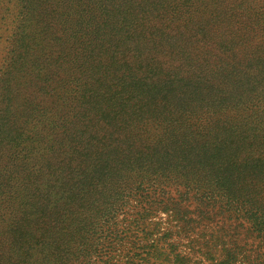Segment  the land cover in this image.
Returning <instances> with one entry per match:
<instances>
[{
	"label": "trees",
	"instance_id": "trees-1",
	"mask_svg": "<svg viewBox=\"0 0 264 264\" xmlns=\"http://www.w3.org/2000/svg\"><path fill=\"white\" fill-rule=\"evenodd\" d=\"M230 2L0 0V264H168L188 232L264 264V31Z\"/></svg>",
	"mask_w": 264,
	"mask_h": 264
},
{
	"label": "rangeland",
	"instance_id": "rangeland-1",
	"mask_svg": "<svg viewBox=\"0 0 264 264\" xmlns=\"http://www.w3.org/2000/svg\"><path fill=\"white\" fill-rule=\"evenodd\" d=\"M240 0V2H230L231 6H237L239 3H242L243 6L247 5L250 7V15L254 10H260L258 12L259 16L254 18V25L250 24L249 29H256L257 31H264V1L263 0ZM263 13V16H261ZM0 34L2 39L0 40V62L5 53H7L8 45L4 42L5 32L1 27ZM264 41V37L260 40ZM154 222H158L159 228L162 229L161 235L165 232H172L173 230H165L168 227L166 226L167 216L164 212H159L156 214L155 218L152 220ZM160 233V231L158 232ZM201 234L197 235L196 233H187V234H173L168 236L167 239L163 240L159 244V249L163 255L167 256L168 264H261V260L257 259V256L254 254L246 253L245 251H237L233 255L235 256L234 261L232 262L228 256H226V252H224V248L221 241L213 243L214 246L204 245L203 242L207 240L209 243L210 239H201L199 238ZM206 238V237H205ZM214 240V239H212ZM224 242H226L224 240ZM257 246H260L258 242H256ZM262 247V245L260 246ZM227 249L230 250V247L227 246ZM263 250L259 249V254H263ZM178 260L176 262L175 260Z\"/></svg>",
	"mask_w": 264,
	"mask_h": 264
}]
</instances>
